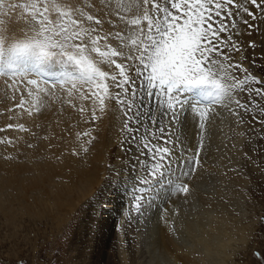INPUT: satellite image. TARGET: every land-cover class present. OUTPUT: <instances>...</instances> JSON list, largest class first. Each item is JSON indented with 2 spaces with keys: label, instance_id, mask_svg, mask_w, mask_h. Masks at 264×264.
Wrapping results in <instances>:
<instances>
[{
  "label": "snow or ice",
  "instance_id": "snow-or-ice-1",
  "mask_svg": "<svg viewBox=\"0 0 264 264\" xmlns=\"http://www.w3.org/2000/svg\"><path fill=\"white\" fill-rule=\"evenodd\" d=\"M5 3L0 0V13H21L11 34L7 28L0 31V77L7 78L6 89L19 100L15 108L29 117L42 114L28 98L38 101L58 92L91 100L92 120L106 115L110 102L120 107L119 144L135 173L125 179L131 185V205L123 213L129 227L149 218L161 194L183 197L185 202L196 196L195 180L208 173L206 140L212 139L224 112L236 126L234 135L246 146L252 143L251 137L244 141L251 127L248 117L264 129V106L254 99L264 100V78L232 55L243 51L238 29L253 27L249 20L258 18L256 10L264 15V0H136L127 10L130 19L112 0H11L7 12ZM125 28L135 32L130 48L122 35ZM245 94L247 101L242 99ZM7 127L30 131L23 124ZM5 142L14 143L0 140ZM238 151L245 156L243 149ZM225 159L226 170L220 175H243L232 166V157ZM91 203L109 213L119 211L104 202L103 192L94 194ZM79 220L65 229L66 240ZM169 230L176 235L174 220ZM88 233L92 236L79 240L85 247L99 235V228L90 225ZM255 255L264 259L259 252ZM163 264L170 261L165 258Z\"/></svg>",
  "mask_w": 264,
  "mask_h": 264
},
{
  "label": "bare ground",
  "instance_id": "bare-ground-1",
  "mask_svg": "<svg viewBox=\"0 0 264 264\" xmlns=\"http://www.w3.org/2000/svg\"><path fill=\"white\" fill-rule=\"evenodd\" d=\"M9 2L11 0H6L5 12ZM112 2L114 6H121V11L127 13V19L131 18V13L127 10L134 7L136 0H112ZM20 16L19 11L11 17L0 13V31L7 28L11 34L12 25L19 21ZM127 30L124 29L123 36L126 35ZM101 67L107 66L101 65ZM6 79L0 77V127L8 128L9 124L14 126L23 124L30 131L22 132L15 127L13 131L5 130L4 140H12L14 143H0L3 153L0 157V198L7 190L13 191L15 195L10 199L12 203L18 204L24 210L28 209L30 214L36 216L49 213L50 208L57 215L52 219L63 222L70 212L76 211L77 206L94 193L96 188H99L98 193H101L106 188L105 185L107 188L111 185L119 187L121 182L123 183L132 173L129 154L122 151L119 144L121 132L118 131L121 121L119 122L118 119L119 109L114 102H110L106 115L101 119L92 120L91 100H81L78 96L70 99L65 93L58 92L54 97H41L38 101L28 98L32 103L37 104L42 112L29 117L26 112L15 108L19 100L12 99L11 91L6 89ZM6 93L9 95L8 98L4 96ZM188 99L191 100V96ZM81 107L86 111L82 113ZM10 108H13V111L10 112ZM95 111L99 115V109L96 108ZM230 121L228 113L224 112V118L218 119L217 126L213 129L212 139L206 140V144L209 145V151L205 154L208 173L201 177L206 183L200 185L197 182L202 190L197 191L196 196L187 202L183 197L173 195L165 201L155 200L156 209L153 208L149 218L144 221L148 225V235L144 239L148 247L147 264H157L158 260L163 264L165 258L170 264H225L226 259L234 251L233 243L240 241L235 235L238 233L235 232V225L238 221L243 223L244 212L242 197L241 199L235 197L237 194L234 186H242L246 178L229 172L227 176L220 175V172L226 170L225 156L232 157V166H238L240 163L238 149H241L242 142L235 135H231L232 129L236 126ZM93 122L95 131L92 133L90 127ZM240 130L236 129L237 132ZM193 131L190 129L188 132L190 138ZM83 134L87 136V140L81 146L83 149L89 146L84 164L76 158L79 153V138ZM233 143L236 144V148L232 147ZM29 144L32 147H29ZM2 159L8 160L5 162ZM237 161L239 163H236ZM126 164L128 167L125 166ZM213 164H219V168H213ZM111 169L116 171H110ZM109 172L111 179L104 182ZM115 181L119 182L113 184ZM126 198L125 194L122 195L117 190L111 195L110 203L119 211L113 210L109 213L105 209L102 220L105 219L103 228L107 233H110V229L117 224L121 211L123 212L125 208L120 206L127 202ZM224 200L228 203L225 204ZM39 203L42 205L39 206ZM228 204L232 207L237 205L238 209L231 210ZM94 210L93 207L88 209L86 216L89 222L96 217L93 215L97 213ZM0 211L5 213L7 219L15 214V208H10V205L9 208L2 207L1 199ZM234 211H237L238 216H233ZM121 216L120 218H123V214ZM173 220L176 235L169 230ZM177 236L180 238L177 239Z\"/></svg>",
  "mask_w": 264,
  "mask_h": 264
},
{
  "label": "rangeland",
  "instance_id": "rangeland-1",
  "mask_svg": "<svg viewBox=\"0 0 264 264\" xmlns=\"http://www.w3.org/2000/svg\"><path fill=\"white\" fill-rule=\"evenodd\" d=\"M256 16L258 17L256 20H249V23L253 25L252 28L249 29L242 26L238 29V31L243 33L237 38L243 51L242 53H232V55L235 60L242 61L244 66L248 67L254 75L264 78V15H261L259 10H256ZM127 31L125 36L128 38L124 37L125 40L127 38L128 41L126 42L129 43L130 48L131 38L135 36V32H129V29ZM250 44H254L255 47H249L248 45ZM129 48H124L123 51L127 53ZM243 57H247V59H242ZM253 61L255 62L254 65L252 63ZM253 87L260 86L253 85ZM1 89L4 88L1 87ZM110 91H112L111 87ZM4 96L8 98L9 95L6 93ZM156 99L159 101L160 98L157 97ZM242 99L247 101V95L245 94ZM254 99L258 104L264 106V100H261L259 97H254ZM116 107L119 109V122L121 121L119 124L120 130L118 132H121L123 114L120 107ZM256 111L258 113L259 110L257 109ZM247 119L251 127L248 129L244 141L246 142L249 137H251L252 143L246 146L245 143L242 142L240 148L245 151V156L242 157L240 155V163L238 166L235 165V167L243 173L246 181L242 182V186H234L237 195H233V197H240V199L242 197L241 202L244 212L243 223L238 221L235 225V232H238L235 235L240 241L233 243L234 251L229 258L226 259L225 264H264V259L258 260L255 255V253L259 252L261 256L264 257V220H262V217H264V129H262L258 121L252 120L251 117ZM0 128H4L6 131L13 129L5 127ZM94 128L95 125L93 122L90 127L92 133L95 131L93 130ZM6 131L0 132V140L5 139ZM257 133L259 136L256 135ZM231 135L234 134L231 133ZM86 140L87 136L85 134L80 136L78 142L79 153L76 157L78 161L83 162V164L85 163L84 157H86L88 151L85 152L81 145L86 143ZM1 147L2 145H0V157L3 154ZM88 148L89 146H87V149ZM248 157L251 159H248ZM7 160L8 159H2V161L5 162ZM125 166L128 167V164ZM229 173L237 174L235 172ZM109 174L111 176L109 172L106 175L108 178H104V182H106L107 179H111ZM132 174L135 175V173L132 172L127 177ZM116 182L119 181H115L113 184ZM124 182L125 181H123V183L121 182L119 187L111 185L107 188V185H105L106 188H104L103 193L104 197H107L104 202L113 206L110 203V198L112 194H115V190L119 188L121 194L127 196V202H124V207H130L131 197L129 195L131 193V185ZM197 182L203 185L206 181L203 178H197L195 180L196 192L202 190L201 187H198ZM98 190L99 188H96L94 193L96 192L95 194H98ZM13 193V191L7 190L2 194L5 196L1 195L0 198L2 207L9 208L10 205V208H15V214L8 219L5 213L0 211V264H82V262H86V264H147L148 247L144 239L147 238L148 235V225H146L144 221L139 224L133 221L132 225L129 227L127 217L123 214L126 210L124 207V211H121L120 214V216L123 214L124 219L119 216L116 222L117 224L110 229V233H107L103 228L105 219L102 220V218L104 214L100 215V212L105 211V209L96 208L95 205L91 203L94 193L90 195L91 197L89 196L88 199L82 201L80 206H77L76 211L70 212L66 218L64 217L66 221L64 220L63 222L52 219L57 215H55L53 213L54 211L50 208L48 210L49 213H44L43 215L38 214V216H36L30 214L28 209L24 210V208L19 207L18 204L11 202L10 199L15 195V193ZM167 199H169L168 194H161V196L155 198V200L162 201ZM220 200H223V198H220ZM224 203L227 204L228 202L226 201ZM41 205L42 204L39 203V206ZM91 205H93L92 207L95 209L94 212L97 213L93 221L89 222L86 214L89 208L92 209V207H90ZM233 207L228 204V208L231 210L238 209L237 205ZM153 208L155 210L156 206H153ZM234 213L233 216H238L237 211H234ZM74 219L80 220L78 221L76 230L74 228L71 230V238L66 240L64 231ZM84 223H87L86 226H82ZM90 225L99 228V235L89 247H85L80 244L79 240L82 235L92 236V233H88ZM100 225L102 227H100ZM237 229H239V231ZM73 240L76 242L73 243ZM105 244H108L110 247Z\"/></svg>",
  "mask_w": 264,
  "mask_h": 264
}]
</instances>
